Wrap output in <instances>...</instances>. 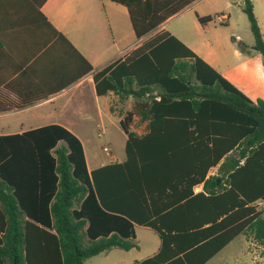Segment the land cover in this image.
<instances>
[{
	"label": "trees",
	"instance_id": "obj_1",
	"mask_svg": "<svg viewBox=\"0 0 264 264\" xmlns=\"http://www.w3.org/2000/svg\"><path fill=\"white\" fill-rule=\"evenodd\" d=\"M111 1L127 8L141 40L93 77L98 96L134 99L120 122L126 158L89 172L80 139L56 124L0 135V264H85L114 248H136V225L151 229L161 246L134 264H206L244 233L264 247V101H252L159 31L199 0ZM243 12L264 65L252 0ZM197 19L205 26L214 17ZM237 47L248 51L243 42ZM136 115L148 121L144 136L131 130ZM180 162L186 176L200 178L155 177L177 173Z\"/></svg>",
	"mask_w": 264,
	"mask_h": 264
},
{
	"label": "crops",
	"instance_id": "obj_2",
	"mask_svg": "<svg viewBox=\"0 0 264 264\" xmlns=\"http://www.w3.org/2000/svg\"><path fill=\"white\" fill-rule=\"evenodd\" d=\"M203 1L192 3L176 16ZM252 2L264 38V0ZM243 5L244 0H226V5L216 11L227 16L226 22L221 24L229 23L231 15L228 13L235 7L244 13ZM199 13L196 17L212 16L206 11ZM176 16L159 31H168V23ZM192 25L195 35L188 32L187 27L170 33L252 101H264V65L262 56L254 54L258 52L253 49L255 40L247 41L248 51L241 52L237 42L244 43V37L240 33H234L232 42L226 44L210 37L209 23L202 26L194 18ZM140 43L127 8L111 0H0V135L22 134L52 124L61 125L80 139L89 172L123 162L125 159H115L111 155L108 156L110 160L94 157L90 162L78 134L93 144L92 134L97 132L104 136L108 126L122 131L120 122L132 110L134 99L129 97L126 100L130 101V108L116 118L109 96L114 93L98 96L93 77L107 65L124 59ZM227 51L234 57V64L228 61ZM147 126L148 121H141L136 115L131 130L144 136L149 132ZM127 139L125 134V146ZM103 150L110 151L109 147ZM177 165V173H161L155 177L177 181L200 178L194 173L186 176L185 169L180 167L184 164L180 162ZM193 166L195 170L197 166L198 173H201L199 162L194 161ZM218 167H212L207 178L217 175ZM203 189V184L193 188L195 194L203 192ZM180 190H185V186L179 187ZM170 192L166 187V193ZM182 211L184 215L185 210ZM139 228L146 227L136 225V238ZM233 241L206 264L223 253ZM159 242L142 260L159 251ZM245 260V264H257L259 261L247 252Z\"/></svg>",
	"mask_w": 264,
	"mask_h": 264
},
{
	"label": "rangeland",
	"instance_id": "obj_3",
	"mask_svg": "<svg viewBox=\"0 0 264 264\" xmlns=\"http://www.w3.org/2000/svg\"><path fill=\"white\" fill-rule=\"evenodd\" d=\"M226 5V0H204L199 6L193 7L190 11L176 16L167 25L169 32L177 33L179 28H186L188 32L195 35V30L192 25V20L199 11H206L214 16L212 22L209 23L210 37L223 43L232 42L234 33H240L244 37V43L254 41V36L249 28V21L247 16L242 13L237 7L231 9L228 15H231L229 23L221 24L217 20V16L224 14L216 12ZM227 53H229L227 51ZM256 56L261 57L259 52L254 53ZM229 59L234 64V57L229 53ZM111 96V110L115 112V117L124 115L127 108H130V101L123 104L119 101V97L110 93ZM89 99V96H88ZM108 126V125H107ZM119 127V126H118ZM104 136L99 133H94L92 141L93 144L88 143L87 139L83 138L82 134H78L85 144L87 157L90 162L94 157L100 159H108L110 157L115 159H125V134L118 128L109 127ZM104 147H109L110 151L105 152ZM110 160V159H108ZM258 209L263 212L264 216V203L259 205ZM159 237L148 228H139L136 240L133 241L138 248H133L130 251L122 249H112L108 252L97 255L85 262V264H134L136 261H141L147 257L159 245ZM249 253L253 258L259 261L257 264H264V247L260 245L251 233H244L236 237V239L215 259L208 264H245V254ZM251 263V262H250Z\"/></svg>",
	"mask_w": 264,
	"mask_h": 264
},
{
	"label": "built area",
	"instance_id": "obj_4",
	"mask_svg": "<svg viewBox=\"0 0 264 264\" xmlns=\"http://www.w3.org/2000/svg\"><path fill=\"white\" fill-rule=\"evenodd\" d=\"M217 20H218L220 23H225L226 20H227V16H226V15H218V16H217Z\"/></svg>",
	"mask_w": 264,
	"mask_h": 264
}]
</instances>
